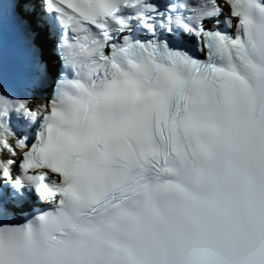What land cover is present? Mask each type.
Instances as JSON below:
<instances>
[{
    "label": "snow or ice",
    "instance_id": "obj_1",
    "mask_svg": "<svg viewBox=\"0 0 264 264\" xmlns=\"http://www.w3.org/2000/svg\"><path fill=\"white\" fill-rule=\"evenodd\" d=\"M0 264H264V0H0Z\"/></svg>",
    "mask_w": 264,
    "mask_h": 264
}]
</instances>
